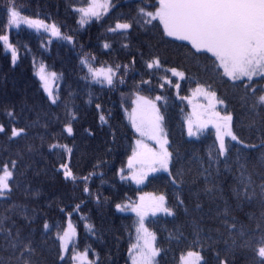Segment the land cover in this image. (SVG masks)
I'll list each match as a JSON object with an SVG mask.
<instances>
[{
  "label": "trees",
  "instance_id": "1",
  "mask_svg": "<svg viewBox=\"0 0 264 264\" xmlns=\"http://www.w3.org/2000/svg\"><path fill=\"white\" fill-rule=\"evenodd\" d=\"M113 2L115 7L107 15L100 20L92 19L81 27L77 23L79 14L73 12L72 7H87L89 0H15L22 15L43 20L46 24L55 23L64 35L74 36L76 43L73 46L66 40L51 37L44 31L37 32L23 24L9 32L5 27L8 0H0V33L10 35L19 53L17 64L13 67L10 53L0 45V124L7 129V134L0 133V167L4 163L10 164L13 159L17 160L15 178L10 182L12 191L6 194V198H0V220L4 221L6 227L13 226V232L19 228L22 239L31 238L37 253L33 259L37 264H60L56 234L58 228L63 229L69 219L76 229V235L67 255V264H72L73 246L79 252L87 248L88 258L95 264H131L128 249L136 240L137 220L132 214L118 212L115 204L136 203L140 195L146 193L164 194L168 206L176 212L174 217L149 215L146 221L149 230L156 235L155 246L162 250L156 258L158 264L179 263L181 255L193 243V221L202 223L205 233L209 227L219 226L216 217L217 213L223 211L225 201L232 215L249 231L255 228L256 222L249 220L248 216L253 213L259 216L260 213L259 205L255 202L245 203L238 208L232 195L235 178L239 175L234 163L237 149L241 161L247 163L250 172L256 173L260 171L259 158L264 152L261 145L264 119L242 103L243 87L233 88L231 81L215 76L212 58L207 54H201L196 59L190 54L191 46L185 42L167 37L162 39V28L158 21L143 28L134 23L127 36L109 33L107 29L115 26L117 17H121L122 22L124 19L132 20L140 6L154 11L152 6L156 4V0ZM105 42L111 45L109 50L103 48ZM124 43H128L129 48L122 47ZM85 55L89 60L96 57L92 61L95 67L130 65L128 74L124 76L125 83H120V75L116 77L112 89L83 80L81 77L86 74V69L80 64V58ZM152 55L160 57L163 68L176 67L186 73V79L178 81L181 85L179 96L189 95L197 82L202 86L210 85L217 97L225 101L221 111L232 115L233 131L245 143L256 147L244 148L228 141L231 145L227 161L229 167L226 168L224 158H220L218 165L212 164L209 168V153L215 145L213 130H203L196 138L187 135L184 118L189 109L182 99L177 98V78L172 77L171 72L164 73L163 68L150 73L144 60ZM133 57L136 64L131 67ZM41 64L58 75L54 84L59 99L55 105L48 101L35 76V68ZM164 75L171 78L172 85L164 84L161 79ZM142 79L151 83L140 85ZM255 79L260 81V78ZM161 84H164L163 88ZM137 86L139 95L143 97L155 99L161 96V100L156 102L164 116L163 129L173 154L170 168L173 173L184 170V183L178 191L185 201L187 213L183 208H176L177 189L171 184L167 173L151 175L140 185L131 180L122 181L118 175L121 169L125 170L136 137L125 116V107L127 110L131 107ZM254 86L264 87V82ZM89 100L92 102L89 103ZM97 103L103 107L108 121L106 124L102 125L99 121ZM8 111H14L15 116L9 117ZM68 111L77 117L71 121L74 137L63 132L65 123L71 120ZM14 126L25 131L20 137L10 140ZM85 129H90L94 134L89 135ZM55 142L72 147L71 157L49 152L48 145ZM61 160L70 164L78 176H87L94 171L95 165H100L88 181L91 196L84 194L83 181L73 185L63 179L62 173L57 171ZM205 168L211 172L207 182L201 175ZM253 179L259 183L257 175L254 174ZM206 183L207 186H215L212 193H205ZM197 203L201 205L199 209L196 208ZM77 204H80L78 211L75 210ZM61 208L64 212L60 211ZM68 213H71V217ZM45 221L50 225L47 233L43 229ZM85 223L91 225L94 231L90 233ZM216 247L223 248V244ZM5 248L6 243L0 237V260L9 264L11 253ZM204 255L209 264H213L211 252L206 251ZM258 259L253 258L251 249L237 250L235 254V264H255Z\"/></svg>",
  "mask_w": 264,
  "mask_h": 264
},
{
  "label": "snow or ice",
  "instance_id": "2",
  "mask_svg": "<svg viewBox=\"0 0 264 264\" xmlns=\"http://www.w3.org/2000/svg\"><path fill=\"white\" fill-rule=\"evenodd\" d=\"M115 7L113 0H89L87 7H72V11L79 14L77 21L81 27L88 24L93 18L100 20L102 16L107 15L109 11ZM154 11L146 10L144 6H140L137 14L132 20L117 17L115 26H109L107 31L118 35L130 33L133 24H138L142 28L152 25L153 21H158L162 28V39L164 37L175 41L186 42L191 46V55L199 59L201 54H207L212 58V68L215 76H222L227 81L232 82L233 88L243 87L244 92L241 96V101L255 115L261 116L264 119V87H256L254 84L264 82V0H156L153 5ZM7 21L6 28L10 32L13 27L19 28L22 24L30 29H35L37 32H47L51 37H56L66 40L69 44L75 46V37L71 34L64 35L60 28L55 24H46L43 20L35 19L22 15L15 5V0H8L6 5ZM155 27V26H153ZM145 30H148L145 28ZM51 43V40L49 41ZM0 45L3 46L7 53L11 55V65L16 66L19 59L17 48L12 44L10 35L0 33ZM44 45H42L43 47ZM125 49L129 48L128 43L122 45ZM105 50H109L111 45L107 42L103 44ZM143 58V53H141ZM95 56L89 60L87 56L80 58V64L83 69H86V74L81 78L92 84H99L101 87L105 85L112 89L115 87L116 77L120 75V83L124 84V76L128 74L130 65L116 64L115 67L101 65L95 67L92 61ZM146 68L150 73L159 71L163 68L162 61L158 55H152L144 60ZM136 64L135 57L132 58V65ZM123 69V73H121ZM164 73L171 72L172 77L177 78L175 87L177 98L187 100L189 104L193 101L190 97L179 96L181 87L178 81L186 79V73L178 70L176 67L163 68ZM46 94L48 101L55 105L59 99L58 91H53V83L58 79L55 71H47L46 65L41 64L38 72L35 73ZM260 78L256 81L255 78ZM164 84L172 85L173 81L167 75L161 77ZM150 80L142 79L140 85L150 84ZM164 84H161L163 88ZM135 99L132 100V111L129 113L125 107V115L127 116L133 131L139 137L134 141L132 155L128 158L127 175L121 169L118 175L122 181L131 180L136 185L144 183L151 173L163 171L168 174L171 184L177 189L176 192V208H183L187 213L188 209L185 201L180 198L179 189L184 183V170L179 169L175 173L170 168L172 163V152L169 151V140L163 129L164 116L161 114L156 101L161 100V96H156L155 101L139 95V86H137ZM202 95L208 100L207 109L199 112L196 107L193 108L195 120L189 118L187 120V132L189 137H198L201 131L209 124L216 130V143L218 151L215 157L209 153V168L212 164L218 165L220 158H224L225 167L228 168V153L231 145L226 138L235 142L237 145H243L244 148H255L256 145L245 143L234 131L232 127L233 117L231 114L221 115L216 110V105H224L225 101L217 97L215 91L211 90V86H202L197 82L193 96ZM92 101L89 100V103ZM123 106V105H122ZM96 109L100 113V123H108L103 107L101 104H96ZM71 120L65 123L63 132L67 136L74 137V128L72 120L77 117L71 111L67 113ZM9 117H14V111H8ZM255 121H253V124ZM23 128L12 127L10 140L18 138L24 133ZM89 135L94 133L90 129H85ZM0 133L7 134V129L3 124H0ZM145 138L153 142V146L149 147L145 143ZM264 146V139L261 141ZM49 152H53L58 156L67 154L71 157L73 148L68 144L59 142L50 143L48 145ZM238 155L234 163L237 165L239 175L235 178L236 183L232 187V195L237 201V207L242 208L245 203L251 204L255 202L259 205L260 213L256 216L254 213L248 216L249 220H255V228L249 231L243 223H239L237 217L232 215L230 208L225 201V207L222 212L217 213L219 226L209 227L207 233L202 223L193 221L192 234L194 240L189 249L181 255L180 264H209L204 253L210 251L213 256V264H235V254L237 250L244 251L251 249L253 258L258 257L255 264H264V152H261L259 158L260 171L258 173L250 172L246 162L241 161L239 149ZM11 165V166H10ZM17 160L13 159L9 163H4L0 167V198H6V194L12 191L11 181L15 178V168ZM94 171L89 175H77L71 168L70 164L64 163L61 160L58 172L62 173L63 179L66 182H72L73 185H78L79 181L84 182L83 192L87 196H91L92 192L88 186L89 178L95 175ZM203 167V164L201 165ZM218 171V169H217ZM207 173V174H205ZM259 177V183L253 179V175ZM204 175L207 182L211 176L208 168H205L201 173ZM103 178V173H101ZM103 182V179H102ZM215 186H207L204 189L205 193H212ZM96 201L99 204V195L96 196ZM13 208L15 205L12 206ZM116 210L131 211L138 218L135 222L136 242L128 249L131 264H158L157 257L161 254V249L155 246L156 235L146 226V217L151 214L155 216L157 213H163L166 216L174 217L176 212L172 207L168 206L165 195L155 196L146 193L139 197V203H116ZM201 207L200 203L196 204V208ZM80 209V204L75 206V210ZM64 212V209H60ZM71 217V213H68ZM220 217H223L220 219ZM28 219L27 216L24 217ZM4 219H10L5 217ZM85 228L89 232L94 229L91 225L85 223ZM44 232L50 231V225L47 221L43 223ZM76 235V229L68 221V226L57 230L56 240L58 244L57 257L60 264H67V254L69 245L72 243L73 237ZM0 237L6 243L5 251H10L9 264H37L33 259L36 256V249L33 247L31 238L25 240L21 238V230L17 228L13 232V226H5L4 221L0 220ZM258 237V239H257ZM223 244V248L216 245ZM197 247L199 250H196ZM71 260L78 264H95L89 260V252L86 248L84 252L76 250L75 246L71 249ZM0 264L4 261L0 260Z\"/></svg>",
  "mask_w": 264,
  "mask_h": 264
},
{
  "label": "rangeland",
  "instance_id": "3",
  "mask_svg": "<svg viewBox=\"0 0 264 264\" xmlns=\"http://www.w3.org/2000/svg\"><path fill=\"white\" fill-rule=\"evenodd\" d=\"M93 19H95V18H93ZM54 38H56V37H54ZM182 42H183V41H182ZM185 43H186V42H185ZM40 66H41V65H38V66L35 68V73L38 72ZM47 71H48V70H47ZM49 72H50V71H49ZM35 76H36L37 79L39 80V78H38V76H37L36 74H35ZM257 78H258V77H257ZM39 82H40V80H39ZM40 84H41V82H40ZM52 87H53V91L55 92V84H54V83H53ZM42 89H43V88H42ZM194 91H195V88L192 89V90L190 91L189 95H187V96H183V97H190V98L192 99V101H193L192 104H189L187 100H183V101L187 104L188 109H189V112H188V114H187V117L184 118V124H185L186 132H187V123H186L187 120H188L189 118H191V119H193V120L196 119V117L193 115V108H194V106L196 107V110H197V111L202 112V111H205V110L207 109V105H208V100L205 99L202 95H200V96H193V92H194ZM133 99H135V96L132 97V99H131V107L127 110L129 113H131V111H132V107H133V105H132V100H133ZM150 100L155 101V99H150ZM156 103H157V102H156ZM221 106H222V105L217 104V105H216V110L219 111L220 114H221L222 116H223V115H226V113H224V112L221 111ZM125 116H126V115H125ZM126 118H127V116H126ZM127 119H128V118H127ZM128 121H129V120H128ZM129 123H130V122H129ZM208 128H210V129L213 130V132H214V136H215V145H213V146H212V149L210 150V152L212 153L213 157H215L216 152L213 151V149H216V150L218 151V144L216 143V130H215L214 127H212L211 124H209V125H208L206 128H204L203 130H206V129H208ZM203 130H202V131H203ZM164 132H165V130H164ZM135 135H136V137H135L134 141H135L136 139L139 138V137L137 136L136 133H135ZM187 135H188V132H187ZM190 138H196V136H193V137H190ZM226 140H227V141H231L229 138H226ZM144 142L147 143V144L149 145V147L153 146V142H152L151 140H148V139L145 138V141H144ZM134 146H135V145H134V143H133V147H134ZM132 150H133V148H132ZM169 151H170V149H169ZM131 155H132V153H131ZM128 172H129V169H128V161H127V163H126V167H125V170H124V174L127 175ZM158 173H165V172H163V171H159V172L151 173L149 176L154 175V174H158ZM149 176H148V177H149ZM144 182H145V181H144ZM151 194H153V195H155V196L162 195V194H157V193H151ZM142 195H145V194H142ZM142 195H140V196H142ZM163 195H164V194H163ZM136 203H139V200H138ZM124 212L127 213V214H132V215L135 216V214L131 211V209H128V210H126V211H124ZM157 214H163V213H157ZM157 214H156V215H157ZM149 215L151 216V214H149ZM149 215L146 217L145 222L147 221ZM135 217H136V216H135ZM137 219H138V218L136 217V220H137ZM68 221H69V220H67V221L65 222V226H64V228H66V227L68 226ZM146 226H147V225H146ZM74 238H75V236L73 237V240H74ZM73 240H72V243H73ZM135 242H136V240H135ZM72 243L69 245V249H70ZM68 253H69V252H68ZM67 255H68V254H67ZM71 255H72V253H71ZM130 263H131V261H130ZM72 264H78V262H73V261H72ZM178 264H180V261H179Z\"/></svg>",
  "mask_w": 264,
  "mask_h": 264
}]
</instances>
